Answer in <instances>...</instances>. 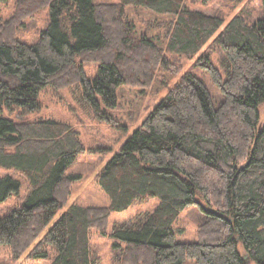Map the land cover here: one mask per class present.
<instances>
[{
  "label": "trees",
  "instance_id": "16d2710c",
  "mask_svg": "<svg viewBox=\"0 0 264 264\" xmlns=\"http://www.w3.org/2000/svg\"><path fill=\"white\" fill-rule=\"evenodd\" d=\"M186 1L19 0V13L44 6L47 21L30 43L7 42L0 29V169L21 172L28 185L21 202L0 217V246L12 259L94 264L90 230L104 232L110 213L148 196L158 203L145 218L109 234L115 264H264V125L258 124L264 0L254 21L236 13L225 24ZM127 6L167 16L156 25L165 32L164 46L157 35L135 32ZM211 38L219 68L206 53L198 65L222 100L214 101L199 76L183 74L99 172L107 207L70 204L53 222L66 185L77 178L66 169L83 145L68 122L27 118L39 109L40 92L75 87L77 102L108 121L118 87L130 80L147 85L155 66L166 65V53L193 56ZM88 58L98 62L91 77L83 70ZM20 188L18 178L1 176L0 203ZM198 198L209 208L206 220L195 240H178L174 222Z\"/></svg>",
  "mask_w": 264,
  "mask_h": 264
},
{
  "label": "rangeland",
  "instance_id": "374dc122",
  "mask_svg": "<svg viewBox=\"0 0 264 264\" xmlns=\"http://www.w3.org/2000/svg\"><path fill=\"white\" fill-rule=\"evenodd\" d=\"M94 1L102 6L118 3V0ZM186 4L195 10L221 16L224 24L236 13L243 14L250 21H254L262 14L260 0H208L204 2L203 0H187ZM17 5H19V0L0 2V29L3 35L1 38L7 42H34L46 24L47 9L44 6L37 8L33 5L29 10L19 13ZM124 10L126 18L135 24L137 34L157 35V45L164 46L165 32L156 25L165 20L167 16L131 6L125 7ZM205 53L219 68L220 52L213 47L212 38L193 56H176L166 53V65L157 64L155 66L152 80L147 85L130 80L117 88V107L111 111V118L108 121L97 119L86 107L77 102L75 87L62 89L46 87L40 92L38 98L40 107L36 112L28 114L27 118L53 117L68 122L79 133V139L83 145V151L66 169L67 175H74L77 178L66 185L65 194L62 195L64 205L53 222L70 204L107 207L109 199L97 184L99 172L183 74L186 72L196 74L203 80L214 101L222 100L219 89L212 84L209 76L198 65L199 57ZM97 65L98 62L88 58L83 63L85 75L93 76ZM258 114V124L261 127L264 125V102L259 105ZM6 174L18 178L21 188L18 195L10 196L0 203V217L21 202L28 187L26 177L21 172L0 169V177ZM157 203L158 200L155 198L140 197L125 211L110 213L104 232L92 228L89 232V247L94 264H115L114 258L117 253L113 247L115 239L109 235L113 228L137 223L145 218ZM208 209L207 204L198 198L197 204L188 206L179 213L174 222V227L178 230V240L185 242L195 240L199 226L206 220ZM0 264H50V258L31 260L23 254L14 260L10 250L0 246ZM183 264L196 263L192 259H187Z\"/></svg>",
  "mask_w": 264,
  "mask_h": 264
},
{
  "label": "water",
  "instance_id": "95a60500",
  "mask_svg": "<svg viewBox=\"0 0 264 264\" xmlns=\"http://www.w3.org/2000/svg\"><path fill=\"white\" fill-rule=\"evenodd\" d=\"M213 212H215L214 210H212Z\"/></svg>",
  "mask_w": 264,
  "mask_h": 264
}]
</instances>
